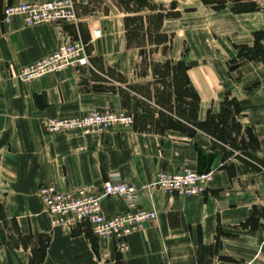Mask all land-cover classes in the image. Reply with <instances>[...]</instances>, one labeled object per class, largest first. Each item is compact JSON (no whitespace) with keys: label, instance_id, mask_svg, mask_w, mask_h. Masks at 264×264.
Here are the masks:
<instances>
[{"label":"crops","instance_id":"0c3cea01","mask_svg":"<svg viewBox=\"0 0 264 264\" xmlns=\"http://www.w3.org/2000/svg\"><path fill=\"white\" fill-rule=\"evenodd\" d=\"M49 1L0 0V264H264V172L232 168L199 128L235 99L248 152L264 164V60L244 49L264 48V0H228L219 10L202 0L132 1L139 11L120 0H72L75 23H3L7 6ZM75 40L87 45L89 66L21 81L24 68ZM95 110L134 121L103 136L47 131L49 119ZM183 171L212 174L202 197L150 187L161 172ZM111 174L157 212L123 252L88 224H55L39 192L44 184L99 192ZM102 209L112 217L126 206L112 197Z\"/></svg>","mask_w":264,"mask_h":264},{"label":"built area","instance_id":"2783aa9c","mask_svg":"<svg viewBox=\"0 0 264 264\" xmlns=\"http://www.w3.org/2000/svg\"><path fill=\"white\" fill-rule=\"evenodd\" d=\"M16 16L22 17L25 25L29 27L77 22L72 0L7 6L3 11V23L8 24ZM92 37L100 38L101 31H94ZM87 66H89L87 45L81 40H75L24 68L20 79L27 83L45 74L78 71ZM133 121V117L126 112L95 110L80 117L49 119L47 131L49 134L82 132L103 136L111 130L130 127ZM211 180L212 174L194 171L161 172L150 187L183 198H200L205 194ZM39 192L55 224L69 227L88 224L96 238L107 242L114 241L120 252L127 250L129 238L134 233L146 223L157 219L156 211H149L141 206L138 189L121 181L118 174H111L99 192L94 189H80L62 193L54 186L45 184L41 186ZM112 197L121 198L126 210L107 217L103 213L102 203Z\"/></svg>","mask_w":264,"mask_h":264},{"label":"rangeland","instance_id":"374dc122","mask_svg":"<svg viewBox=\"0 0 264 264\" xmlns=\"http://www.w3.org/2000/svg\"><path fill=\"white\" fill-rule=\"evenodd\" d=\"M215 1L224 2V0ZM131 6H137V4H133ZM137 26L139 25L137 24L136 27ZM138 39L136 40L139 41ZM145 46V58L147 60H149V58L153 60V57H151L153 49H151L152 47H150V43L147 42ZM223 109V114L217 116L214 115V122L215 124H223L225 128V136L221 138L222 140L215 141H217V143L219 142L218 145L223 147L226 159L228 161L227 164H229L232 168L238 166L239 168L252 169L256 167L264 172V168L259 163H257L255 161V157L248 152L249 146L247 139L251 137L249 132H246L245 135H242L240 134V130L237 127L238 124L235 119L237 108L234 104L232 105L231 103H227V105H225ZM179 115L182 116V112H179Z\"/></svg>","mask_w":264,"mask_h":264},{"label":"trees","instance_id":"16d2710c","mask_svg":"<svg viewBox=\"0 0 264 264\" xmlns=\"http://www.w3.org/2000/svg\"><path fill=\"white\" fill-rule=\"evenodd\" d=\"M132 1L141 2V0H120L119 3L127 11H134V10L139 11L136 6L131 7L130 4ZM202 1L205 5H211V6H213L214 9L219 10L225 6V4L228 0H224V2L223 1L217 2L215 0H202ZM232 1L235 2L236 5H238L241 3L242 0H232ZM170 15L171 14L167 13L166 16H170ZM163 17H164L163 15H157L156 18L161 20V19H163ZM130 20L136 22L139 19H130L129 18V19H127V22H129ZM244 49L247 51V54H246L247 58L252 59V60H264V48L262 46L259 45L258 51H254L253 49H249V48H244ZM177 68H178L180 74H182L181 76H184L186 78L188 67L184 63L180 62V63H178ZM197 101H199V98L197 99ZM227 103H231L232 105L234 104L238 110V103L235 99H231V100L226 99L224 106L227 105ZM223 113H224V109H223L222 114ZM199 128L202 129L203 131L207 132L209 135H211L214 140L220 141V140H222L221 138H223L225 136V128H224L223 124L222 125H220L219 123L215 124L214 116H210L207 122L199 124ZM255 161L257 163H259L264 168L263 163L257 161L256 159H255Z\"/></svg>","mask_w":264,"mask_h":264}]
</instances>
